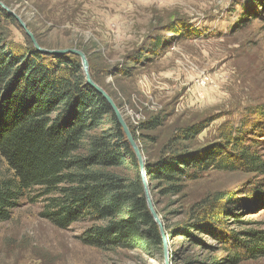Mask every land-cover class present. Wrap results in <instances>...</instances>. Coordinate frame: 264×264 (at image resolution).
Listing matches in <instances>:
<instances>
[{
    "label": "rangeland",
    "instance_id": "rangeland-1",
    "mask_svg": "<svg viewBox=\"0 0 264 264\" xmlns=\"http://www.w3.org/2000/svg\"><path fill=\"white\" fill-rule=\"evenodd\" d=\"M0 7V37L14 52L35 47L24 23L40 48L85 53L91 77L120 108L145 162L161 157L176 130L206 123L183 145L238 153L230 143L238 137L264 163V0H0ZM72 60L86 79L81 57ZM153 118L162 124L146 129ZM96 131L115 136L113 116ZM238 165L186 181L177 194L150 184L168 260L164 245H89L85 232L104 223L61 229L41 215L42 198L28 196L0 222V264H264V253L254 256L235 240L264 231V172ZM123 173L133 176V166ZM220 193L226 220L197 218L206 205H196ZM197 220L208 228L191 226Z\"/></svg>",
    "mask_w": 264,
    "mask_h": 264
},
{
    "label": "trees",
    "instance_id": "trees-1",
    "mask_svg": "<svg viewBox=\"0 0 264 264\" xmlns=\"http://www.w3.org/2000/svg\"><path fill=\"white\" fill-rule=\"evenodd\" d=\"M72 56L35 47L14 52L0 37V156L5 161V168H0V222L10 220L22 199L42 198L41 215L61 229L83 221L104 223L85 232L83 240L89 245L162 248V232L147 204L137 156L112 107L80 75V64ZM110 114L118 127L115 136L96 131ZM161 124L153 118L145 128ZM207 127L198 123L176 130L163 146L168 153L164 150L157 161L145 162L149 183L162 182L167 193L177 194L186 181L198 180L212 169L233 170L243 163L264 172V163L238 137L228 136L238 153L218 145H183ZM129 165L133 176L123 173ZM223 195L198 203L206 208L196 217L214 224L225 221L227 211L218 206ZM201 222L191 226L207 229ZM235 240L254 256L264 253V247H258L264 231Z\"/></svg>",
    "mask_w": 264,
    "mask_h": 264
},
{
    "label": "water",
    "instance_id": "water-1",
    "mask_svg": "<svg viewBox=\"0 0 264 264\" xmlns=\"http://www.w3.org/2000/svg\"><path fill=\"white\" fill-rule=\"evenodd\" d=\"M22 25L25 28V30L27 31L28 35L32 38V40L35 44V47L38 50L43 51V52H47V53H54V54L72 53L75 55H79L81 57L87 82L90 85H92L100 94H102L103 97L106 99V101H108V103L112 107V109H113V111L117 117L119 124L122 126L123 131H124L128 141H129V143L131 144V146H132V148H133V150L137 156V159H138L139 164H140L141 177H142V181H143V185H144V192H145L147 204H148L149 210H150L153 218L155 219V221L159 225L161 232L163 234L162 238H163V245L165 248V258H166V260H168L167 243H166V238L164 236L165 234L163 233L164 231H163V227H162V220H161L159 214L157 213L154 202H153V197L151 194V185L148 181L147 173H146L145 161H144L141 149H140L138 143L136 142L133 134L131 133L130 128L128 127V125L126 123L120 108L117 106V104L115 103V101L111 97V95L102 86H100L98 83H96L94 81V79L91 77V75L89 73V62H88V59H87V57L83 51L78 50V49H74V48H72V49L71 48L60 49V50H45L43 48H40V46L36 42V39L34 38L33 33L27 28V26L24 23H22Z\"/></svg>",
    "mask_w": 264,
    "mask_h": 264
}]
</instances>
